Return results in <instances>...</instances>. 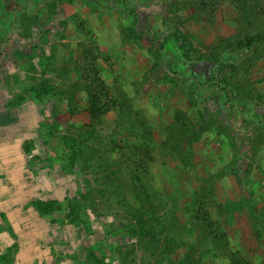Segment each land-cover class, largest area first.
I'll list each match as a JSON object with an SVG mask.
<instances>
[{
	"label": "rangeland",
	"instance_id": "374dc122",
	"mask_svg": "<svg viewBox=\"0 0 264 264\" xmlns=\"http://www.w3.org/2000/svg\"><path fill=\"white\" fill-rule=\"evenodd\" d=\"M1 2L0 264H264V0Z\"/></svg>",
	"mask_w": 264,
	"mask_h": 264
},
{
	"label": "crops",
	"instance_id": "0c3cea01",
	"mask_svg": "<svg viewBox=\"0 0 264 264\" xmlns=\"http://www.w3.org/2000/svg\"><path fill=\"white\" fill-rule=\"evenodd\" d=\"M1 4L2 2L0 0V5ZM14 35V27L11 26L10 22H5V14L2 9H0V89L4 77L10 78L20 73V70H17L19 65V62H17L18 59L16 58L18 50L15 48V42L17 40ZM40 106L42 105H39V107ZM2 139L3 133L0 135V140Z\"/></svg>",
	"mask_w": 264,
	"mask_h": 264
},
{
	"label": "trees",
	"instance_id": "16d2710c",
	"mask_svg": "<svg viewBox=\"0 0 264 264\" xmlns=\"http://www.w3.org/2000/svg\"><path fill=\"white\" fill-rule=\"evenodd\" d=\"M237 1V0H236ZM243 4V0H240V5L242 6V4ZM239 4V3H238ZM244 9H243V11H245L246 10V8H248V6H247V3L245 2L244 3ZM258 7H260L259 5H257ZM100 75H99V73H98V71L96 70V68H93V70H92V77H91V79H92V84H93V87H97L98 89H93V88H89L88 89V92H89V97H90V103H91V109H90V113H91V115L92 116H94V117H96V116H98V115H100V114H105V113H108L110 110H111V106H105L103 103H102V101H101V97H102V93L104 92V83H103V81H102V79L99 77ZM111 105H114V103H112ZM142 131H144L143 132V134H148V135H150V131H149V129H148V127H147V125H146V123H142ZM139 148V147H138ZM137 148V149H138ZM138 154L140 155L139 157H138V159H140V161L138 160V162L137 161H135L136 162V164H138V165H141L142 167V169L144 168V166H145V164H147L148 165V161L146 162V159H145V157H142L144 154H143V150H139V152H138ZM136 172V171H135ZM138 172V171H137ZM149 172V168L148 169H146V172H145V175L147 174ZM140 176H138V179H139V181L141 180V178H139Z\"/></svg>",
	"mask_w": 264,
	"mask_h": 264
}]
</instances>
